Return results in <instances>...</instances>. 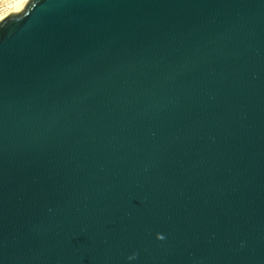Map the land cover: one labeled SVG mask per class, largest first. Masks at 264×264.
Masks as SVG:
<instances>
[{
    "label": "water",
    "instance_id": "95a60500",
    "mask_svg": "<svg viewBox=\"0 0 264 264\" xmlns=\"http://www.w3.org/2000/svg\"><path fill=\"white\" fill-rule=\"evenodd\" d=\"M0 264H264V0L3 17Z\"/></svg>",
    "mask_w": 264,
    "mask_h": 264
},
{
    "label": "bare ground",
    "instance_id": "6f19581e",
    "mask_svg": "<svg viewBox=\"0 0 264 264\" xmlns=\"http://www.w3.org/2000/svg\"><path fill=\"white\" fill-rule=\"evenodd\" d=\"M16 3V0H9L6 4V10L4 12L0 13V20L5 17L8 13L10 12H18L21 10L22 7H20L18 10L13 7L12 5H14ZM4 9V8H3Z\"/></svg>",
    "mask_w": 264,
    "mask_h": 264
},
{
    "label": "rangeland",
    "instance_id": "374dc122",
    "mask_svg": "<svg viewBox=\"0 0 264 264\" xmlns=\"http://www.w3.org/2000/svg\"><path fill=\"white\" fill-rule=\"evenodd\" d=\"M9 0H0V13L1 12H4L5 10H6V6H7V2H8ZM4 8V9H3Z\"/></svg>",
    "mask_w": 264,
    "mask_h": 264
},
{
    "label": "snow or ice",
    "instance_id": "6c2138e0",
    "mask_svg": "<svg viewBox=\"0 0 264 264\" xmlns=\"http://www.w3.org/2000/svg\"><path fill=\"white\" fill-rule=\"evenodd\" d=\"M26 2V0H16V3L14 5H12L13 7H15L17 10L20 7H23V4Z\"/></svg>",
    "mask_w": 264,
    "mask_h": 264
}]
</instances>
